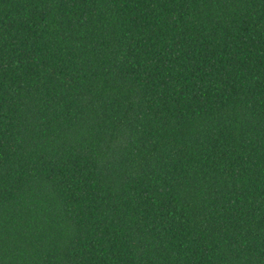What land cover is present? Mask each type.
I'll return each mask as SVG.
<instances>
[{"label": "trees", "instance_id": "obj_1", "mask_svg": "<svg viewBox=\"0 0 264 264\" xmlns=\"http://www.w3.org/2000/svg\"><path fill=\"white\" fill-rule=\"evenodd\" d=\"M0 264H264V0H0Z\"/></svg>", "mask_w": 264, "mask_h": 264}]
</instances>
